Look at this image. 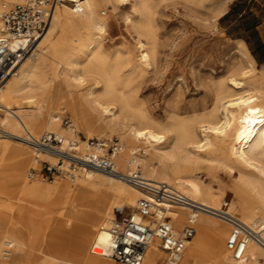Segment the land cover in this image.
Instances as JSON below:
<instances>
[{
	"label": "bare ground",
	"instance_id": "1",
	"mask_svg": "<svg viewBox=\"0 0 264 264\" xmlns=\"http://www.w3.org/2000/svg\"><path fill=\"white\" fill-rule=\"evenodd\" d=\"M26 1L0 0V37L5 35L3 12ZM163 1L84 0L81 11L57 6L33 51L0 87V194L8 187L11 212L0 235V264H114L109 229L117 212L131 207L138 220V200L150 197L123 177L91 168L63 180H32L29 171L37 170L39 161H58L57 154L36 150L27 141L45 132L63 136V147L79 139V132L87 137L117 134L120 150L114 161L119 172L138 167L147 182L165 183L195 204L196 210L189 204H158L166 206L175 227L181 228L193 213L196 217V234L178 264H264V248L255 241L249 242L242 260H234L226 246L231 224L209 211L226 205L254 228L264 220V73H258L242 44L228 73L212 83L209 107L188 115L174 107L165 121L156 117L137 92L157 62L153 15ZM190 1L202 5L206 0ZM226 1L203 5L210 19L225 13ZM104 4L129 6L124 22L137 35L135 62L129 49L106 46L107 23L99 13ZM49 60L50 77L40 74V64ZM60 107L71 113L66 127ZM138 150L144 154L134 156ZM210 162L235 177L237 202L227 201L225 189L206 181ZM159 242L152 239L142 264H156L162 257Z\"/></svg>",
	"mask_w": 264,
	"mask_h": 264
},
{
	"label": "rangeland",
	"instance_id": "2",
	"mask_svg": "<svg viewBox=\"0 0 264 264\" xmlns=\"http://www.w3.org/2000/svg\"><path fill=\"white\" fill-rule=\"evenodd\" d=\"M189 1L165 0L156 7L153 16L158 38L157 62L149 69L138 86L137 96L146 100L149 110L164 121L174 107L178 113L185 115L192 114L193 109L201 111L209 107L213 96L212 83L228 73L227 65L235 57L237 47L244 44L248 53L253 57L252 46L260 43L259 34L264 40V0H243L241 4L243 7H239L240 11L233 8L232 15L216 21L209 18L208 10L203 5L211 2L217 3L221 0H206L202 5ZM128 9V5L124 8L123 4L115 6L104 4L100 6L99 13L107 23V32L104 35L106 46L111 48L121 45L129 49L131 58L135 62L138 55L135 48L137 35L124 22V14ZM256 25L259 29L252 30L251 28ZM129 28L131 32L128 31ZM255 61L258 73H264V62ZM52 67L51 60L46 63L42 62L40 74L50 77ZM61 111H63L61 124L66 127L70 124L71 113L64 107H60L58 112ZM92 137L103 138L109 140L110 143H120V137L110 132L104 134L95 132L91 137L79 132L77 136L83 141ZM43 162H38L36 175L30 176L32 180L35 177L45 179V181L52 180L56 176L60 180L66 178L63 174L56 172L53 177L43 179L38 175ZM206 171L210 175L206 181L211 182L216 188L225 189L227 201L237 202L239 200V195L232 190L236 179L229 175L227 169L210 162ZM212 175L215 177L214 180L211 179ZM202 176L205 177V174ZM7 188L5 193L0 194V235L7 228L11 217V212L7 207ZM132 211L133 208L125 207L117 212V218L131 215ZM235 214L239 216L238 213ZM204 264L211 263L206 260Z\"/></svg>",
	"mask_w": 264,
	"mask_h": 264
},
{
	"label": "built area",
	"instance_id": "3",
	"mask_svg": "<svg viewBox=\"0 0 264 264\" xmlns=\"http://www.w3.org/2000/svg\"><path fill=\"white\" fill-rule=\"evenodd\" d=\"M84 0H27L6 8L2 14L5 35L0 37V87L17 65L34 49L38 37L48 26L51 12L60 5H70L75 11L83 9ZM27 141L36 150L48 151L58 155L57 163L44 161L39 174L43 179L51 178L58 172L63 176H71L80 169L91 168L100 172L123 177L142 189L150 197L138 200L136 207L140 214L138 220L132 214L117 218L110 227L111 255L114 264H142L154 237L160 240L163 254L156 264H178L187 245L196 234V217L192 215L181 228L171 224L166 215L167 208L159 203L189 204L193 210L198 209L183 194L168 190L165 183L152 185L142 176L141 170L122 174L117 170L114 158L120 150L119 142H111L103 138L70 140L63 147L64 137L55 132H45L39 139L29 137ZM84 142L85 152H81ZM83 146V145H82ZM144 154L138 150L133 155ZM29 175L34 177L36 170L31 169ZM212 214L229 222L232 226L226 240V246L232 252L234 260H242L249 242L255 241L264 248V220L258 228L251 227L238 217L223 209H210ZM4 255H8L5 251Z\"/></svg>",
	"mask_w": 264,
	"mask_h": 264
},
{
	"label": "crops",
	"instance_id": "4",
	"mask_svg": "<svg viewBox=\"0 0 264 264\" xmlns=\"http://www.w3.org/2000/svg\"><path fill=\"white\" fill-rule=\"evenodd\" d=\"M242 2H243V0H227L226 1V11L220 17V20L225 19V18L229 17L230 15H232V12H234L233 8L236 9L237 11H240V8L243 7L241 5V4H243ZM243 11L244 10H242V12ZM239 16H241V14H239ZM251 29L252 30H258L259 26L256 25ZM259 39L261 40L260 43L257 44V46H254V45L252 46L253 57L255 60H258L259 62H264V40L262 39L261 34H259Z\"/></svg>",
	"mask_w": 264,
	"mask_h": 264
}]
</instances>
